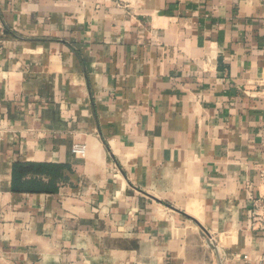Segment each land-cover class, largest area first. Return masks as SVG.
<instances>
[{
  "label": "crops",
  "instance_id": "1",
  "mask_svg": "<svg viewBox=\"0 0 264 264\" xmlns=\"http://www.w3.org/2000/svg\"><path fill=\"white\" fill-rule=\"evenodd\" d=\"M261 182L264 0H0V264H262Z\"/></svg>",
  "mask_w": 264,
  "mask_h": 264
},
{
  "label": "trees",
  "instance_id": "2",
  "mask_svg": "<svg viewBox=\"0 0 264 264\" xmlns=\"http://www.w3.org/2000/svg\"><path fill=\"white\" fill-rule=\"evenodd\" d=\"M63 169L65 166L59 164L15 162L12 167V190L51 192L56 181L62 178Z\"/></svg>",
  "mask_w": 264,
  "mask_h": 264
},
{
  "label": "built area",
  "instance_id": "3",
  "mask_svg": "<svg viewBox=\"0 0 264 264\" xmlns=\"http://www.w3.org/2000/svg\"><path fill=\"white\" fill-rule=\"evenodd\" d=\"M74 153L81 154L84 151L82 145L75 144L72 147ZM262 187V190L260 189ZM248 197L253 201V207H249L246 211V225L247 229L251 231H258L264 235V182L258 187V196L253 198L251 195V185L246 187ZM262 261L264 262V252L262 254ZM264 264V263H262Z\"/></svg>",
  "mask_w": 264,
  "mask_h": 264
}]
</instances>
